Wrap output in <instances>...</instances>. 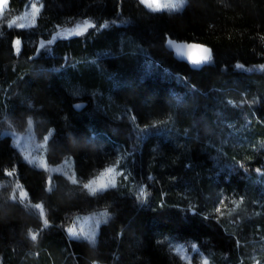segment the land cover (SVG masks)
I'll list each match as a JSON object with an SVG mask.
<instances>
[{
	"label": "trees",
	"instance_id": "obj_1",
	"mask_svg": "<svg viewBox=\"0 0 264 264\" xmlns=\"http://www.w3.org/2000/svg\"><path fill=\"white\" fill-rule=\"evenodd\" d=\"M28 2L10 0L0 22V264H189L177 242L212 264H264V0H187L181 11L42 0L35 26H9ZM80 18L96 25L40 49ZM170 39L213 59L181 60ZM29 117L39 136L54 129L50 163L73 156L82 182L128 153L135 186L122 174L92 194L56 173L49 189L48 172L2 134ZM100 208L112 215L95 244L67 235L74 214Z\"/></svg>",
	"mask_w": 264,
	"mask_h": 264
},
{
	"label": "rangeland",
	"instance_id": "obj_2",
	"mask_svg": "<svg viewBox=\"0 0 264 264\" xmlns=\"http://www.w3.org/2000/svg\"><path fill=\"white\" fill-rule=\"evenodd\" d=\"M141 1V0H140ZM10 2V0H9ZM9 2L6 5L4 9V14L0 16V22L4 19V17L7 14L8 8H9ZM168 0H161V4L167 3ZM144 4V3H143ZM187 4V0L184 5L181 6L179 9H168V8H160L159 10H155V5L149 6L145 5V7L152 11H163V10H170V11H181L184 9V7ZM33 5L36 6V11L33 10ZM44 4L42 0H29V2L26 4L24 9L19 14H14L8 17V25L10 26H18L23 25V27H33L36 25L39 15L41 14L43 10ZM12 21H15V23H11ZM85 21H87L88 27H84ZM80 26L79 28L77 26ZM96 25V22L92 18H80L73 22L71 25L62 26L60 27L57 32L52 36L50 41L42 40L40 42V49H44L49 47L57 38H63V37H72L75 35L82 34L86 32L89 28ZM17 40V39H16ZM15 40V41H16ZM21 44L19 45V51H17V46L14 43L15 51L17 54L21 52L22 49V40ZM31 121V123H29ZM54 133V129H50L45 135L39 136L36 131V125L35 120L32 117H29L28 123L24 129H18L13 125H9L2 129V134H9L12 137L13 144L18 148L20 151L21 157L24 161L28 162L29 164L39 168L44 169L49 174V180H48V188H53V181L52 176L56 173L63 174L66 176L70 181L73 182V179H75L76 183H80V179L77 176L76 168H75V161L73 156H66L64 159H62L60 162L57 163H50L48 160V145L49 140L51 136ZM140 136V133H139ZM134 159V156L131 158V156L127 154H123L122 152L119 153L118 159L115 163H110L98 171L89 178H87L85 181H82V185L89 183L90 181L96 179L99 177L100 173L103 172L106 168L114 167L116 169V172L119 173V175L115 176L116 179V186H118L122 180V174L124 175V178L126 181L129 182V184L134 187L135 181L131 177L132 173V165L131 161ZM3 184L2 179L0 178V187ZM108 188H111L108 187ZM106 188V189H108ZM15 191L20 195L21 191L25 192L26 195L20 198L24 201L28 202L29 206H32L34 209H36L42 218L44 219L46 216L45 212V205L43 202H33L30 200L29 194L27 189L20 183V181H16L15 184ZM103 189V190H106ZM89 191L88 189H86ZM102 191V190H101ZM90 192V191H89ZM140 192L145 194V186L140 187ZM91 193V192H90ZM36 205H40L39 208L36 207ZM111 211L108 208H100V209H94L87 212H78L74 214L72 220L65 226L66 233L71 238H83L88 240L90 243L95 244L98 240V236L100 233L101 226L106 223L111 218ZM72 228L75 230V235L70 233L68 230ZM174 250L179 253L182 258L187 261L189 264H212L210 259L207 255H204L201 251H197V254L195 252H191L188 250V247H186L183 243L177 242L173 244ZM193 249H197V245L193 244ZM258 259H255V262ZM93 264H105L99 261L93 262Z\"/></svg>",
	"mask_w": 264,
	"mask_h": 264
},
{
	"label": "snow or ice",
	"instance_id": "obj_3",
	"mask_svg": "<svg viewBox=\"0 0 264 264\" xmlns=\"http://www.w3.org/2000/svg\"><path fill=\"white\" fill-rule=\"evenodd\" d=\"M9 0H0V16L4 14V9L6 5L8 4ZM142 3L152 6L155 5V10H159L160 8H168V9H179L182 5L185 4L186 0H168L167 3L161 4V0H141ZM34 12L36 11V6L33 5ZM11 23H15V21H12ZM11 26V25H10ZM20 27H23V25H20ZM80 27L79 25L77 26ZM84 27H88L87 21H85ZM21 44V41L17 39L15 41V45L17 46V51H19V45ZM168 45L175 49V51L179 54H183L185 49H200L201 54L198 57L189 56L188 60L193 65H201L207 62H210L213 59L212 56V50L210 48L204 47L202 45L197 44H178L175 43L172 40L168 41ZM31 123V121H29ZM119 175V173L116 172V169L114 167L106 168L103 172L100 173L99 177L96 179L90 181L87 184H84L83 187L85 189H88L92 194L97 193L98 191H101L103 189H106L108 187H115L116 185V179L115 176ZM73 183H76L75 179H73ZM21 197L25 196L26 193L21 191L20 193ZM37 208L40 207V205H36ZM47 223V221H45ZM70 233L75 235V230L70 228L68 230ZM32 240H36V235L32 234Z\"/></svg>",
	"mask_w": 264,
	"mask_h": 264
},
{
	"label": "water",
	"instance_id": "obj_4",
	"mask_svg": "<svg viewBox=\"0 0 264 264\" xmlns=\"http://www.w3.org/2000/svg\"><path fill=\"white\" fill-rule=\"evenodd\" d=\"M172 41H174L175 43H178V44H184V45H187V44H197V45H202V44H199V43H196V42H185V41H179V40H174V39H170ZM169 46V45H168ZM204 46V45H202ZM170 47V46H169ZM206 47V46H204ZM172 51L175 53V55L181 59V60H184V61H187L189 62L188 60V57L189 56H193V57H198L200 54H201V50L200 49H185L184 53L183 54H179L175 51V49L171 48ZM190 63V62H189ZM191 64V63H190ZM193 65V64H192ZM195 66H199V65H195ZM87 105V102L86 101H79L75 104V108L77 109H81L82 107H85Z\"/></svg>",
	"mask_w": 264,
	"mask_h": 264
}]
</instances>
